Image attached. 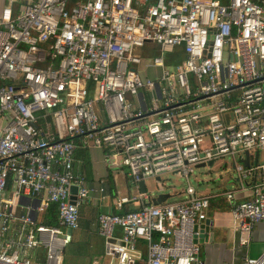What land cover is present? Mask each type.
Returning <instances> with one entry per match:
<instances>
[{"label":"built area","instance_id":"2783aa9c","mask_svg":"<svg viewBox=\"0 0 264 264\" xmlns=\"http://www.w3.org/2000/svg\"><path fill=\"white\" fill-rule=\"evenodd\" d=\"M80 148L104 149L137 191L97 216L108 264L143 261L138 240L144 264H204L198 228L222 197L248 246L264 223V0H0V264H62L61 228H78L91 193L73 168ZM226 158L236 188L197 194L194 170ZM164 174L185 197L153 204L139 183ZM21 197L37 213L55 205L57 226ZM240 264H264V243Z\"/></svg>","mask_w":264,"mask_h":264},{"label":"crops","instance_id":"0c3cea01","mask_svg":"<svg viewBox=\"0 0 264 264\" xmlns=\"http://www.w3.org/2000/svg\"><path fill=\"white\" fill-rule=\"evenodd\" d=\"M148 47L152 49V44H149ZM176 64L178 63L173 65ZM146 75L150 77L155 76L151 72H148ZM260 154L264 156V151L255 155L253 160L263 162L264 160H260ZM104 155V149L80 148L75 152L74 171L84 176L91 193L87 201L79 207L78 228L76 230L61 228V232L69 235L71 238L69 243L63 248L62 264H108V259L104 255L103 241L98 235L97 216L100 213H118L113 207L114 200L117 197L126 196L125 193L131 195L137 192L135 187L130 183L128 172L124 170L126 168L110 165L109 162L105 161ZM196 183L199 188L211 186L210 184L204 183L200 178H196ZM228 184L233 187L227 189L225 185ZM158 187L161 188L162 185L158 183ZM133 188L135 191L131 192ZM144 188L146 191L145 183ZM235 188L236 181L231 176L223 182L222 186H218L220 191L233 190ZM100 189L103 190L102 194L105 197L102 203L98 200ZM194 189L199 195L210 194L208 192L212 190L211 187L204 189L205 191L203 192H198L196 188ZM147 194L149 193L147 192ZM165 196L168 197L152 199L149 194L151 202H155L156 204L167 201L170 197V195ZM247 197L245 194H238L237 200L244 201L248 199ZM217 200H212L210 207ZM49 207L37 213L36 222L45 225V222L51 220L47 218ZM131 209H134V206H126L124 211H130ZM207 220L209 222L210 233H212L213 237L212 242L201 245L200 259L204 264H240V261L246 255L257 256L260 254L264 243V223H258L254 226L250 234V244L243 247L240 245V236L233 220L227 224L222 223L220 216L215 212L214 217L207 216ZM55 226H57V223ZM218 229L222 230V232L227 229L225 232H228L229 236L220 239L217 236V232L220 231ZM118 233L119 231L116 230L115 234L118 235ZM137 249L143 261H138L136 264H144L146 258V243L143 240H138ZM142 249L144 254H142ZM31 258L34 261L43 262L45 258L44 250L41 248L36 249Z\"/></svg>","mask_w":264,"mask_h":264},{"label":"rangeland","instance_id":"374dc122","mask_svg":"<svg viewBox=\"0 0 264 264\" xmlns=\"http://www.w3.org/2000/svg\"><path fill=\"white\" fill-rule=\"evenodd\" d=\"M158 52H153V55H156ZM178 53L171 54L169 57L170 64L179 63L181 61V55L176 56ZM164 57L167 58V55H164ZM260 160H264V156L260 154ZM231 159L226 158V166L221 164L220 162L215 163L213 166H205L199 169L194 170V175L196 178H200L204 183L210 184L209 187H197L196 178L194 179L193 176L190 180V184L193 188H196L198 192L205 191L204 189L212 188L211 191L208 193H218L220 192V189H218V186H222L223 182L228 177H235L234 167L230 164ZM126 172L127 170L124 169ZM161 185L162 187H158V182H156L153 179H146L144 181L146 186V191L150 194L152 199L159 198L160 196L170 195V197L167 199V202H172L176 200H181L184 198V190L186 188V182L181 177L177 176L176 174H164L161 176ZM227 189L233 187L225 185ZM134 188L131 192H134ZM127 195V193H125ZM176 196V197H175ZM214 212L217 213L222 223H230L232 220L231 212H230V203L226 201L224 197L218 199L207 211V216L214 217ZM220 230V229H218ZM227 229H225L223 232L222 230L217 232V236L222 239L229 236ZM142 254H144V251L142 249ZM143 264V263H140Z\"/></svg>","mask_w":264,"mask_h":264},{"label":"water","instance_id":"95a60500","mask_svg":"<svg viewBox=\"0 0 264 264\" xmlns=\"http://www.w3.org/2000/svg\"><path fill=\"white\" fill-rule=\"evenodd\" d=\"M243 164L246 167L248 166V155H247V153H246V158L243 161ZM211 165H212V162L209 163V166H211ZM139 189L141 190V192L145 191L143 182L139 183ZM76 191H77L76 187L71 188L72 196L70 197V201L72 204L75 203L76 198L74 195L76 194ZM164 197H168V196H160V198H164ZM39 204H40V200L36 197H21L18 201V205H20V206H27V205L31 206L32 210L30 212V216H31L33 221L36 220L37 212L35 211V209L39 207ZM153 204H156V203L153 202ZM198 229L200 230V233H201V235L199 236V239H198L199 244L205 245L209 242H212L213 235H212V233H210L208 220L205 222V224L200 225Z\"/></svg>","mask_w":264,"mask_h":264},{"label":"trees","instance_id":"16d2710c","mask_svg":"<svg viewBox=\"0 0 264 264\" xmlns=\"http://www.w3.org/2000/svg\"><path fill=\"white\" fill-rule=\"evenodd\" d=\"M220 1L225 2V0H220ZM47 213H48L47 218H49L51 220H49L47 222L44 221L45 225L55 226L56 223H57V217H56L57 215H56V207H55V205L50 206L48 211H47Z\"/></svg>","mask_w":264,"mask_h":264}]
</instances>
